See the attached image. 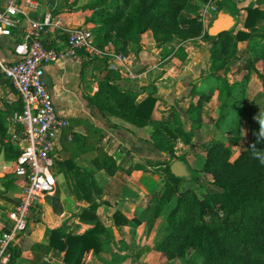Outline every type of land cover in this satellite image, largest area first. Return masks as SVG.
I'll use <instances>...</instances> for the list:
<instances>
[{
  "label": "crops",
  "instance_id": "obj_1",
  "mask_svg": "<svg viewBox=\"0 0 264 264\" xmlns=\"http://www.w3.org/2000/svg\"><path fill=\"white\" fill-rule=\"evenodd\" d=\"M190 1L192 4L199 3L197 0ZM217 1H212V4L217 5ZM219 1L221 7L223 3L230 2L238 11V26L241 21V26L243 25L247 6H256L264 10V4L258 5L256 0ZM36 2L38 5L29 10V16L41 19L44 14L50 13L51 23L45 33L47 44L57 48L62 54L55 62L45 66L44 80L57 113L68 121L62 135V161L56 175L58 183L61 180L63 183L59 184L54 195L42 198L36 207L32 208L25 231L16 238L11 247L9 264H72L65 261L66 250L50 244L52 230L61 234L62 244L68 247L67 236L84 233L91 229L96 221L110 230L114 239L105 244V248L98 253L93 248L84 252L80 264H142L149 258L148 255L153 256L151 261L159 259L158 256L163 260L165 257L154 249V244L148 241L142 243L145 235L146 237L148 235L145 232L143 236L145 220L135 227L131 222L115 225L112 224V220L116 210L129 221L133 218H143L152 197L164 184L162 173L155 172L153 166H148V163L154 162L156 164L154 167H158V163L164 161L165 153L150 142L152 125H136L118 116L103 114L89 102L88 98L98 90L100 80L112 77L111 82L120 90L135 93L137 103L148 94L157 98L151 114L153 120L171 121L173 114L178 113L181 124L188 130L192 123L191 116L195 114L192 113L193 110L189 112L190 106L195 105L201 94L211 95L210 100L202 104V113L198 118L200 122L194 130L195 133H202L203 129L208 132L210 130L208 120L215 118L217 112L212 108L214 102L217 104L219 93L216 86L219 78L208 74L210 58L208 59L206 52H202L206 47H202L203 42L196 46L194 42L186 41L182 46L185 47L187 54L180 58L176 55L177 47L170 50L169 45L157 46L151 31L146 30L142 34L141 45L130 43L127 46L128 51L125 55L128 67L134 73L133 77H128L118 71L112 72L104 59H88L81 53L78 57L65 54L67 44L64 32L79 25L90 27L86 15L91 10H82L81 6L86 2L90 3L91 0H36ZM220 8L216 9L215 14ZM256 26L258 28L264 26V18H260ZM20 35L19 29L14 28L11 37L0 39V55L4 60L14 59L11 48ZM228 67L226 80L233 94L239 91L237 89L242 79H245L248 87L246 89L243 87L239 93L244 91V95L259 94L260 79L250 69L253 67L264 71V38L238 41L235 58L228 63ZM237 105L239 106L238 102ZM18 106L19 100L15 90L0 75V117H5L7 128L2 143L10 144L17 151V143L13 139V134L17 131L12 113ZM240 108L234 110L239 113ZM234 110L232 109L230 113ZM233 114V120L237 121L238 114L235 112ZM226 127L222 125L217 130L219 139H222L223 133L225 134ZM211 130L216 131L215 127H211ZM195 133L192 139H195ZM206 136L204 139H211ZM3 148V144L0 143V205L5 199H14L15 202L9 208L3 209L0 206V232L7 224V211L20 197V180L10 170L16 157L9 159L4 157ZM104 154L110 155L116 161L118 169L113 175L93 164L95 158H102ZM68 161L91 174L100 188L99 194L91 195L92 200L98 203L94 215H87L84 218L80 216L83 210H87L90 202L76 196L73 179L62 163ZM134 165H140L141 169L132 168ZM136 235L138 239H143L140 241V246H143L140 249L142 258L133 261V258L126 256L134 253L133 241Z\"/></svg>",
  "mask_w": 264,
  "mask_h": 264
},
{
  "label": "trees",
  "instance_id": "obj_2",
  "mask_svg": "<svg viewBox=\"0 0 264 264\" xmlns=\"http://www.w3.org/2000/svg\"><path fill=\"white\" fill-rule=\"evenodd\" d=\"M256 3L264 4V0H256ZM187 4L188 0H93L81 6V9L93 10L92 16L86 17V21L92 20L98 24L94 43L98 47L112 44L115 52L126 54L128 44L141 45L142 34L146 30L151 31L159 47L166 45L174 37L180 38L183 43L189 38L201 36L203 28L197 16L182 18L181 12ZM220 7L221 3L218 0V8ZM245 9L247 13L245 20L237 30L222 32L216 37H211L206 32L202 35L212 39L210 68L214 72L217 71L216 73L228 69V63L235 56L238 41L264 38V31H260L256 26L257 21L264 18V10L256 6H247ZM179 50H181L180 45L176 49V54ZM111 78L100 80L98 90L88 98L100 112L118 116L136 125H152L150 142L163 152H173L168 141L170 134L173 139L180 138L186 144L190 142L193 130L200 122L199 117L194 118L192 115V123L186 130L174 113L176 125H172L174 128L170 131L168 121L157 122L151 117L157 100L154 95L148 94L137 103L135 93L120 90L111 82ZM223 84L226 89L224 94L228 97L231 94V87L225 80ZM208 98L209 95L201 94L195 105L190 106L193 113H198L200 116L202 102L207 101ZM20 107L19 101L18 109ZM6 130L5 117L2 116L0 117V143L4 147V157L9 159L16 157L18 151L10 144L2 143L6 137ZM262 150H264V141L254 142L249 149L244 150L233 163H230L226 160L227 147L222 143L212 144L206 154L204 169L212 170L214 182L220 190L209 187L202 199H196L195 196L193 199L189 195L179 197L175 209L168 215L162 238L155 242L154 249L169 260L178 256L183 257L185 264H264L262 259L264 256V189L257 186V183L264 179V164H259V158L256 155V151ZM62 163L73 179L76 196L90 202L87 210H83L80 216L84 218L87 215H94L98 203L92 200L91 195L99 194L100 188L93 176L80 170L72 161ZM93 164L99 169H104L109 175H113L118 169L116 161L107 154H104L102 158H95ZM158 165L153 170L162 174L165 171L168 174V180L164 179L162 190L152 197L143 218H133L129 221L116 210L113 213L112 224L131 222L135 227L140 225L146 213L151 211L148 222L150 226L152 225L160 213L162 202L168 192L176 187L175 184L182 182L170 173L169 166L165 169L163 161H160ZM132 168L141 169L140 165H134ZM205 213L226 226V232L230 236L229 241H219L209 225L197 223L199 220L202 221ZM239 213L240 217L234 220L233 218ZM60 237V233L52 230L50 244L66 250L65 261L72 264H80L84 252L89 249L93 248L98 253L105 248V244L114 239L110 230L104 228L99 221L80 235L67 236L68 247L62 244ZM232 243L240 245L243 248V254L232 250ZM189 252L192 256H185Z\"/></svg>",
  "mask_w": 264,
  "mask_h": 264
},
{
  "label": "built area",
  "instance_id": "obj_3",
  "mask_svg": "<svg viewBox=\"0 0 264 264\" xmlns=\"http://www.w3.org/2000/svg\"><path fill=\"white\" fill-rule=\"evenodd\" d=\"M212 1L209 0L208 7L215 9ZM37 5L36 0H0V39L11 37L14 28L21 32L11 48L14 59L7 61L0 55V74L11 84L21 105L12 113L19 131L13 134L18 154L10 168L20 180V197L7 211L8 221L0 232V264L9 263L11 247L25 231L32 208L58 189L56 175L62 161V135L68 124L57 113L44 80L45 66L62 54L47 44L45 33L51 23L50 13L41 19L29 16V10ZM64 34L65 54L78 57L81 53L88 59H104L112 71L134 76L127 56L115 52L112 44L98 47L90 27H71Z\"/></svg>",
  "mask_w": 264,
  "mask_h": 264
},
{
  "label": "rangeland",
  "instance_id": "obj_4",
  "mask_svg": "<svg viewBox=\"0 0 264 264\" xmlns=\"http://www.w3.org/2000/svg\"><path fill=\"white\" fill-rule=\"evenodd\" d=\"M93 0H91L92 2ZM199 1L198 4H192V2L190 0H188V4L186 5V7L182 10V18H191V17H195L197 16L199 18V20L202 23V32H201V36H195L192 38H189L188 40H186L187 42H194V44L196 46L201 45V43L203 42V46L202 47H206V49H208V51H204V49H202V52H206L208 55V59L210 58V47H211V42L212 39L210 38H205L202 35L206 32V28L210 23V20L215 16V11L218 8V1H217V5L215 3V9L212 7H208V2L209 0H197ZM214 1V0H213ZM90 2V3H91ZM216 2V0H215ZM89 2H86V4ZM85 5V4H83ZM93 10H91V12L89 14L86 15V17L88 16H92ZM212 17V18H211ZM89 22V26L93 32V34L95 35L97 33V28H98V24L94 21H87ZM241 23L238 26V28L241 27ZM260 31H264V26H260L259 28ZM96 36V35H95ZM212 37V36H211ZM185 41V42H186ZM183 42V43H185ZM166 45H169V49L173 50L174 47H179L180 45V49L176 55H178L180 58H182L183 56H185L187 54V51L185 49V47L182 46V42L180 38L174 37L169 43H167ZM164 45V46H166ZM210 45V46H209ZM229 47H231V45H229ZM176 48V49H177ZM202 56H204V54H202ZM235 56L232 58V60H234ZM208 74H214L215 77L219 78V83L216 86V90L221 89V93L218 94L217 96V104H215V102L213 103V110L215 108L216 115L215 118H210L208 120V128L210 127H215L216 131L212 130L205 132V129H203L202 133H195V129L193 130V135L195 133V139H190V142L188 144L184 143L180 138L179 139H173L167 132V134L169 135L168 141L172 146L173 152H164L165 153V159H164V166L165 169L168 168L169 163L175 159V158H188L187 160L189 161V164L191 165V167L196 170L199 173V178L195 181L192 182H179L177 184H175L176 187H174V189L170 192H168V194L166 195V198L163 200V204L160 210L159 215L154 219V222L152 223V225L150 226L149 224V216L151 214V211H148L146 213V217L144 220L145 221V226H143V236L145 235V232H147L145 237H144V241L142 243H145L146 241L151 242L152 245H155V242L160 240L162 238L163 235V229L167 224V218L169 213L175 209L176 205H177V201L179 199V197L185 196V195H189L192 196V198L194 199V196L196 199H202L206 189L211 187V188H215V189H219L220 187L215 184L214 182V176L213 173L211 172L212 170H206L204 169V165H205V161H206V154L208 149L210 148V146L212 144H216V143H222L223 145H225V147H227L228 149V154L226 157V160L230 163H233L235 161V159H237L239 157V155L244 151L250 148L251 145H253L254 142H258V141H264V138H261L259 136V131H260V124L258 119L260 118L261 114H264V71L261 72L260 70H257L256 68L250 69L253 70V72L255 74L258 75L259 79H260V84H259V89L260 92L259 94H249V95H244V91H242V93H239V91L242 90L243 87H245V89L248 87H246L245 84V79H242L239 87L234 94L233 91H231L230 96L226 97L224 94L225 86L223 84V81H227V70H221L218 73L214 72L211 68H210V59H209V64H208ZM252 66V65H251ZM261 70H263V68H261ZM252 72V71H251ZM218 74V76L215 75ZM255 89L257 88L256 86H253ZM211 95H209L208 101L210 100ZM237 102L239 104V106L237 105ZM191 103V102H190ZM192 104V103H191ZM203 104V102H202ZM193 105V104H192ZM212 107V105H211ZM240 108V112L238 113L237 111L234 110V108L239 109ZM202 106H201V112L202 113ZM234 110L233 112L230 113L231 110ZM192 112V109H190ZM211 110V111H213ZM237 113L238 115L236 116L237 121L233 120V113ZM193 113V112H192ZM191 114V113H190ZM194 114V113H193ZM225 114V115H224ZM178 115V113L176 114ZM175 116V115H174ZM174 116H172V119L170 121V119H168V128L171 131V128H174L172 125H176V123H174ZM179 116V115H178ZM226 116V117H225ZM195 117H199L198 113L194 114V118ZM192 118V116H191ZM255 118V119H253ZM167 121V120H166ZM234 122V124L232 123ZM226 124V125H225ZM226 127L225 129V134H222V139H219L217 136L218 135V129L221 126ZM197 130V129H196ZM16 131L18 132L19 129L16 125ZM216 132V133H215ZM212 133V134H209ZM214 133V136H213ZM206 135H208V137H210L211 139H204L205 137H207ZM203 138V139H200ZM256 155L257 158H259V164L262 165L264 164V150L262 151H256ZM148 166L152 167L153 169H155L154 166H156L154 164V162L148 163ZM163 177L166 180H168V174L163 171ZM12 179V178H11ZM63 183V180L60 181L59 184ZM171 183V182H170ZM172 184V183H171ZM173 185V184H172ZM174 186V185H173ZM257 186L260 189H264V179L261 180L259 183H257ZM162 190V189H161ZM185 191H187L186 193H184ZM157 194V193H156ZM6 200V201H5ZM3 204H1L0 206L3 207V209L5 208H9L10 206H12L15 202L14 199H5ZM37 205V203H36ZM35 205V207H36ZM34 207V208H35ZM240 213L237 214L233 219L237 220V218L240 217ZM197 223L199 224H206L209 225L212 230H214L216 238L219 241H224L227 242L230 240V236L227 234L226 232V226H223V224L220 221H215L211 218L210 215H208V213H205L202 221H198ZM142 229V228H140ZM143 238V237H142ZM143 239H138V236H134V248H133V255L129 256L127 255L126 257L128 258H133L132 260H139L141 255V250L143 246H140V241ZM232 250H234L236 253L238 254H243V248L236 244V243H232L231 245ZM149 251V250H147ZM161 253V252H160ZM160 255V254H159ZM163 255V254H162ZM134 256V257H133ZM149 258L145 259V261L142 262V264H185L184 258L183 257H176L174 259H167L164 255L163 258L166 260H161V256H158L159 259H155V261H151L153 256L148 255ZM185 256H192V253H188L187 255L185 254ZM120 258V256H118ZM142 258V257H141ZM263 261H264V256L262 257Z\"/></svg>",
  "mask_w": 264,
  "mask_h": 264
},
{
  "label": "water",
  "instance_id": "obj_5",
  "mask_svg": "<svg viewBox=\"0 0 264 264\" xmlns=\"http://www.w3.org/2000/svg\"><path fill=\"white\" fill-rule=\"evenodd\" d=\"M239 23L238 11L230 2H225L210 20L206 28L209 36L216 37L222 32L234 31ZM170 173L184 182H192L199 178V173L194 170L184 158H175L169 163Z\"/></svg>",
  "mask_w": 264,
  "mask_h": 264
},
{
  "label": "clouds",
  "instance_id": "obj_6",
  "mask_svg": "<svg viewBox=\"0 0 264 264\" xmlns=\"http://www.w3.org/2000/svg\"><path fill=\"white\" fill-rule=\"evenodd\" d=\"M259 124H260V131H259V136L261 138H264V114L260 115V118L258 119Z\"/></svg>",
  "mask_w": 264,
  "mask_h": 264
}]
</instances>
